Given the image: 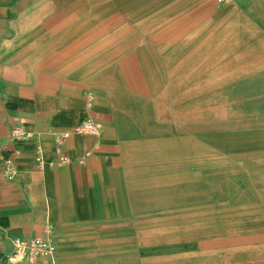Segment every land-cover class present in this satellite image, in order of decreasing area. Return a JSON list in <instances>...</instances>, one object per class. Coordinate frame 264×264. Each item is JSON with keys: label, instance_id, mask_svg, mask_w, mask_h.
Masks as SVG:
<instances>
[{"label": "crops", "instance_id": "1", "mask_svg": "<svg viewBox=\"0 0 264 264\" xmlns=\"http://www.w3.org/2000/svg\"><path fill=\"white\" fill-rule=\"evenodd\" d=\"M0 226V264H264V0H0Z\"/></svg>", "mask_w": 264, "mask_h": 264}, {"label": "built area", "instance_id": "2", "mask_svg": "<svg viewBox=\"0 0 264 264\" xmlns=\"http://www.w3.org/2000/svg\"><path fill=\"white\" fill-rule=\"evenodd\" d=\"M218 2H226L229 0H217ZM98 129V124L90 118L82 121L76 128V131L87 132ZM11 138H25L28 132L23 131L21 127L17 126L11 130ZM67 157H62L66 161ZM16 168L14 161L11 158H5L3 172L8 178H12L15 174ZM5 230L0 226V235L5 234ZM6 235V234H5ZM12 244V252L6 255V260L10 263H15L22 260L33 261L39 256L53 258L55 251V244L49 239L33 238L30 240L21 239L18 237L6 236Z\"/></svg>", "mask_w": 264, "mask_h": 264}, {"label": "rangeland", "instance_id": "3", "mask_svg": "<svg viewBox=\"0 0 264 264\" xmlns=\"http://www.w3.org/2000/svg\"><path fill=\"white\" fill-rule=\"evenodd\" d=\"M218 2V1H217ZM226 2H228V1H226ZM219 3V2H218ZM224 3V2H223ZM256 90L258 89L259 90V88H255ZM220 157H227V156H224V155H220Z\"/></svg>", "mask_w": 264, "mask_h": 264}]
</instances>
